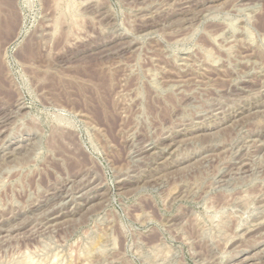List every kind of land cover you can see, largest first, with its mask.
<instances>
[{
  "label": "rangeland",
  "instance_id": "374dc122",
  "mask_svg": "<svg viewBox=\"0 0 264 264\" xmlns=\"http://www.w3.org/2000/svg\"><path fill=\"white\" fill-rule=\"evenodd\" d=\"M0 71V264H264V0H0Z\"/></svg>",
  "mask_w": 264,
  "mask_h": 264
},
{
  "label": "bare ground",
  "instance_id": "6f19581e",
  "mask_svg": "<svg viewBox=\"0 0 264 264\" xmlns=\"http://www.w3.org/2000/svg\"><path fill=\"white\" fill-rule=\"evenodd\" d=\"M8 15H10V14H8ZM13 14H11L10 16H12ZM7 15H6V19H7ZM9 18V20H10V17H8ZM15 19V17L12 19V20H14ZM3 20V19H2ZM12 20H10V21H12ZM13 22H15V20L13 21ZM12 22V23H13ZM2 23V22H1ZM5 23V25H6V27H7V29L10 31V29L9 28H11V27H14V26H12L13 24H11L9 21H8V19L7 20H3V24ZM3 24H2V27H3ZM15 24V23H14ZM11 30H13V28L11 29ZM11 32V31H10ZM10 32L9 33H7L8 35L10 34ZM2 70V69H1ZM1 72V71H0ZM2 72H3V70H2ZM4 73V72H3ZM1 79H2V75H1V77H0ZM4 80V79H3ZM4 81H6V80H4ZM4 81H3V83H4ZM2 82V81H1ZM2 83V84H3ZM4 84H6V83H4ZM2 87V86H1ZM9 92V91H8ZM4 123V122H3ZM30 261V260H29ZM82 263V262H81ZM29 264V263H28ZM33 264V263H32Z\"/></svg>",
  "mask_w": 264,
  "mask_h": 264
}]
</instances>
